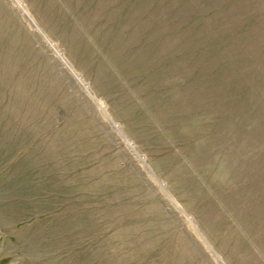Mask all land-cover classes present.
<instances>
[{"label":"rangeland","instance_id":"1","mask_svg":"<svg viewBox=\"0 0 264 264\" xmlns=\"http://www.w3.org/2000/svg\"><path fill=\"white\" fill-rule=\"evenodd\" d=\"M0 264H264V0H0Z\"/></svg>","mask_w":264,"mask_h":264}]
</instances>
